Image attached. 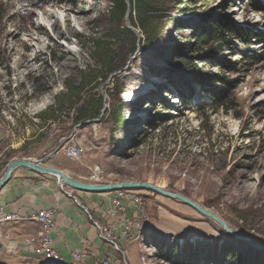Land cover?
Returning a JSON list of instances; mask_svg holds the SVG:
<instances>
[{
	"label": "rangeland",
	"instance_id": "obj_1",
	"mask_svg": "<svg viewBox=\"0 0 264 264\" xmlns=\"http://www.w3.org/2000/svg\"><path fill=\"white\" fill-rule=\"evenodd\" d=\"M152 1L162 27L147 45L129 16L124 26L132 32L112 23V0H0V178L11 161L40 159L73 134L70 142L83 144L85 154L72 162L63 147L48 165L77 164L87 182L100 168L106 183L150 182L183 194L254 244L179 199L129 190L135 202L128 213L143 225L131 239L120 236L122 250L108 243L111 264H264V0L261 12L248 0ZM70 7L76 12L68 11L70 25L59 22L62 34L42 18ZM245 10L249 19L236 21ZM229 19L256 35L226 27L217 40L207 34ZM43 21L53 39L33 52L27 36ZM101 38L110 45L106 62L93 44ZM85 102L99 113L77 121ZM115 192L95 196L108 198L110 208ZM109 219L98 221L114 225ZM1 250L0 264H40ZM233 250L237 262L227 258Z\"/></svg>",
	"mask_w": 264,
	"mask_h": 264
},
{
	"label": "crops",
	"instance_id": "obj_2",
	"mask_svg": "<svg viewBox=\"0 0 264 264\" xmlns=\"http://www.w3.org/2000/svg\"><path fill=\"white\" fill-rule=\"evenodd\" d=\"M53 166L67 171L77 179L88 181L89 174L77 164L66 163L58 159L57 162H53ZM66 191L70 190L62 188L56 177L36 173L28 168L21 167L14 172L10 182L1 190L0 205H4L10 211L22 214H30L43 208L55 207L57 209L56 228L52 235L55 245L63 256L64 264H98L101 259L107 256L115 257L108 243L100 237L94 224V220L107 222L109 219L105 216L104 211L109 207L110 200L95 196L106 193L71 190L70 192L88 209L87 212ZM102 201H104V206H101ZM8 229L13 238L20 241L19 252L16 255L20 261L38 262L39 259L24 244L23 239L27 236L40 238V225L35 221L14 222L10 224ZM84 250L98 251L100 259L97 260L88 255L84 260L76 261L73 254Z\"/></svg>",
	"mask_w": 264,
	"mask_h": 264
},
{
	"label": "built area",
	"instance_id": "obj_3",
	"mask_svg": "<svg viewBox=\"0 0 264 264\" xmlns=\"http://www.w3.org/2000/svg\"><path fill=\"white\" fill-rule=\"evenodd\" d=\"M63 151L65 156L72 162L78 161L86 152V148L81 143L69 142ZM100 168H95L94 172L89 177L90 182L101 183L102 178ZM134 196L129 190L116 191L112 200L111 207L108 208L105 216L114 220V224L107 225L94 220V224L99 231L100 237L107 243L112 245L117 250H122L119 245L120 236L131 239L134 231L142 227L141 220L133 218L128 209L131 203H134ZM137 203L141 204V200L136 199ZM56 213L55 207H47L30 214H22L20 212L10 211L4 205H0V240L2 249L8 253H18L20 241L13 238L9 231V226L12 223L35 221L40 225L41 237L27 236L23 239L24 244L34 252L39 260L60 262L63 256L59 248L54 243L53 232L56 228ZM109 221H111L109 219ZM119 230V233L117 232ZM120 234V235H118ZM88 255L95 257V250H84L75 252L73 257L76 261H82ZM100 264H111L110 258H103Z\"/></svg>",
	"mask_w": 264,
	"mask_h": 264
},
{
	"label": "water",
	"instance_id": "obj_4",
	"mask_svg": "<svg viewBox=\"0 0 264 264\" xmlns=\"http://www.w3.org/2000/svg\"><path fill=\"white\" fill-rule=\"evenodd\" d=\"M92 121H94V119L85 121L79 124V127L84 128L90 123H92ZM72 139H73V134H71L68 137L63 138L56 149H54L52 152H50L49 154H47L46 156L40 159L22 158V159H15L11 161L8 164L5 173L0 178V192L10 182V180L13 177L14 172L18 168H21V167L28 168L36 173L52 175L56 177L58 183L60 184L62 188H69L70 190H77V191L89 192V193H110V192H115L119 190H149V191L156 192L158 194H162V195H165L171 198H176V199L183 201L184 203L190 205L191 207H193L194 209H196L203 215H206L214 219L215 221H217L227 232L234 235L238 240L254 245L251 239H249L245 235L232 229L227 224V222H225V220L220 218L215 213L210 212L209 210H207L205 207H203L199 203L184 196L183 194L168 191L164 189L163 187L152 184L150 182L119 181V182H114V183H109V182L92 183V182L82 181L80 179L73 177L67 171L61 168L48 165L47 162L52 157H54L56 154H58L62 150L64 145L67 142H70ZM66 192L70 196H72L81 207H83L86 211H88V209L81 203V201L75 195H73L70 191H66ZM259 248L264 249V244H261ZM39 261H40V264H64L63 260L60 262L45 261V260H39Z\"/></svg>",
	"mask_w": 264,
	"mask_h": 264
},
{
	"label": "trees",
	"instance_id": "obj_5",
	"mask_svg": "<svg viewBox=\"0 0 264 264\" xmlns=\"http://www.w3.org/2000/svg\"><path fill=\"white\" fill-rule=\"evenodd\" d=\"M250 1V7H252L256 11H263L262 6L260 5V1L258 0H248ZM153 1L152 0H112V5L109 10V17L112 23L118 29H126L129 32H132L131 29L125 28L124 22L127 16L130 18V23L134 27H140L145 36V43L147 45H152V43L156 42L160 33L161 27L154 23L153 19ZM172 19V18H171ZM227 25V26H225ZM224 22H216L213 26V31L208 30L207 34H209L213 40H217L220 36V30L226 27L227 31L235 32L236 34L246 38L248 36H255L256 32L253 30H249L247 28L241 27L234 20L229 19L227 23ZM93 44L95 46V51L98 53V57L103 62H106L110 58L109 47L110 45L106 42L105 39L93 40ZM98 77L94 76L90 77L87 82H93ZM88 85L82 84V86L75 87L74 85H69L68 89L71 92L79 91L80 89H85ZM85 106L82 107L76 116L77 121H83L85 119L96 117L99 113V107L95 106L91 102H85ZM118 119V118H117ZM240 253L237 250H233L227 256L231 261H238L237 258Z\"/></svg>",
	"mask_w": 264,
	"mask_h": 264
},
{
	"label": "bare ground",
	"instance_id": "obj_6",
	"mask_svg": "<svg viewBox=\"0 0 264 264\" xmlns=\"http://www.w3.org/2000/svg\"><path fill=\"white\" fill-rule=\"evenodd\" d=\"M63 1L66 2V0H47V2H51L55 6H58L59 3L63 2ZM54 5H52V6H54ZM62 10L63 11H61L62 13L60 14V17L59 16L57 17L56 12L51 10V9H48L45 12L44 16L42 17L44 19V21L50 22L51 26L53 27V29L59 34H62V32L59 30V22L65 24L66 26L70 25L72 18H71V15L69 14L68 11H72L74 13L76 12V10L73 9V7L70 10L69 9L66 10L64 8ZM236 10L237 9L235 7H232L230 9L231 12H236ZM78 12H81V11H78ZM85 13L86 12H81L80 14H85ZM246 13H247V10H245V12L243 13L244 14L243 16L236 17L235 20L238 21V22H242L243 20L246 21L247 19H249V17L247 18ZM259 17H257V18H259ZM74 18H76V17H74ZM257 18H254V19L256 20ZM76 19L77 20H81L82 18L81 17H77ZM252 20H253V18H250V21H252ZM44 21L38 25L37 29L32 30L31 34H29L27 36L28 43L27 42L26 43L29 46L28 48H30L31 51H33V52H37V51L43 52L44 50L41 49V46H43L44 44H48V40L50 41L51 39H53L52 38L53 36L51 34H49V27H48V25L46 23H44ZM76 23L78 25L80 24V22H78V21ZM69 44L72 46L71 51L73 53V51L76 50L75 49L76 46L73 43H69ZM177 100H178L177 97L173 98V102H176Z\"/></svg>",
	"mask_w": 264,
	"mask_h": 264
}]
</instances>
